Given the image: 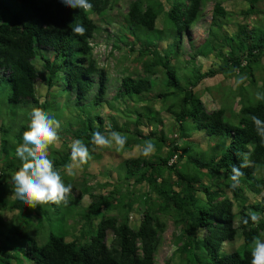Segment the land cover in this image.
<instances>
[{
  "label": "trees",
  "instance_id": "1",
  "mask_svg": "<svg viewBox=\"0 0 264 264\" xmlns=\"http://www.w3.org/2000/svg\"><path fill=\"white\" fill-rule=\"evenodd\" d=\"M205 1L129 2L114 48L123 45L132 53L139 43L141 72L136 77L128 74L120 78L116 94L106 101L116 110L115 119V115L103 117L99 112L110 79L106 70L98 66L91 42L100 30L94 17L112 10L117 0H90L93 9L89 13L67 8L60 0H0V105L9 106L12 115L19 117L11 133L5 126L0 128V188L10 184L13 192L11 176L21 167L15 149L22 143L31 110L42 108L59 119L55 113L62 108L59 99L63 94L68 95L66 102L75 111L59 129L63 142L82 139L91 151L92 132L107 129L127 136L126 147L115 150L120 154L134 145L143 146L146 140L155 145L150 158L139 153L120 165L126 180H132L131 184L126 181L124 190L117 191L118 186H112L114 189L104 196L88 193L90 201L81 216L87 226L95 227L85 231L86 237L80 243L51 234L45 244L38 246L20 230H11V234L27 240L23 255L28 264H155L165 217L172 221L175 231L176 248L172 255L179 258L178 264H251L252 241L264 234V143L251 121L253 115L264 120V101L255 97L258 91L264 93V88L254 86V71L264 59V31L260 26L249 28L245 20H251L260 1L249 0V9L240 12L243 22L232 34L224 29L231 14L215 2L207 38L192 61L179 71L178 63L173 62L179 60L182 36L199 21ZM76 24L87 29L84 36L71 33ZM161 43L166 44L162 50ZM208 54L220 61L202 72L194 60ZM36 60L42 64L40 70L34 64ZM159 75L161 78L156 80ZM217 75L247 77L237 91L226 94L227 99L239 97V110H227L230 118L224 108L208 110L195 92L200 81ZM40 82L48 89L43 100L37 96ZM122 98L131 101L132 106L118 107ZM157 101L173 117L174 126L168 130L175 135L172 139L155 129L162 123L154 111ZM142 120L155 128L142 132ZM130 125L134 126L133 131L128 128ZM193 131L215 143L202 151L188 140ZM177 139L182 140L181 144ZM167 147L165 155L163 149ZM57 153L52 160L59 170L64 169L70 161V151ZM242 154H247L248 166L241 169L244 175L240 186L230 189L231 169L242 163ZM85 166L82 171L87 169ZM80 173L86 179L85 172L79 171V177ZM139 185L146 187L133 199L131 189ZM84 191L89 192L86 188ZM115 202L120 205L119 217L109 215ZM136 206L138 209L134 210ZM5 207L18 211L20 216L31 214L29 207L15 198L8 205L4 202L0 228H6L17 217L13 215L6 222L2 211ZM102 210L104 215L98 221ZM133 211L140 215L134 226L128 218ZM253 214H258L256 222L251 219ZM108 232L110 243L106 242ZM4 251L5 246L0 244V264H25Z\"/></svg>",
  "mask_w": 264,
  "mask_h": 264
},
{
  "label": "rangeland",
  "instance_id": "2",
  "mask_svg": "<svg viewBox=\"0 0 264 264\" xmlns=\"http://www.w3.org/2000/svg\"><path fill=\"white\" fill-rule=\"evenodd\" d=\"M131 1L132 0H117L112 10L105 12L101 16L94 17L95 23L100 28L91 42L93 46L94 58L97 61L98 66L106 70L107 75L110 79L105 98L100 104L99 112L103 117L108 115L114 117L115 115L116 118H114L118 119V116L115 113L116 110L111 109L106 101H109L116 94L119 87L120 78L128 74L136 77V75L141 72V65L137 58L139 57L137 50L140 52L139 43L135 45L134 52L132 53L129 51V48L124 47L123 45H120V48H114V41L119 35L120 26L124 22V15L127 12L128 4ZM217 1L221 3L222 7L229 14H231V19H229L228 24L226 25V27H224L225 31H227L228 34L235 33L237 25L243 22L242 16H240V12L243 8H245L246 0H206L199 21L182 36V49L180 50V53L178 55L179 60L173 62L174 65L178 63L179 71L183 68V66L186 65V62L192 61V56L194 55L196 50L201 47V45L207 38V30L212 17L211 12L214 3ZM257 7L258 10H260V14L256 15L255 12V14L252 15L253 17L250 16L251 20H249V18L245 20V23L249 25V28L258 25L264 26V0L258 3ZM160 47V49L162 50L166 47V44L161 43ZM218 61H220V59L216 58L213 54H208L207 56L200 55L195 57L194 65L200 67L202 72H205L212 65L217 64ZM34 64L39 70L41 69L42 64L40 61L36 60ZM254 77L256 79V85H254L255 88H264V59L262 63L260 62L259 67L255 69ZM160 78L161 77L159 75L155 79L157 80ZM235 81L236 77L223 78L220 75H217L213 78H204L195 88V92L199 95L201 101L204 103L205 107L208 110H212L213 108L217 107L224 108L226 109L225 113L227 112L226 116L230 118V114L228 113L230 109L234 113L239 110V97L233 96L231 99L226 98V96L232 95L236 89L238 90V86H236ZM253 91L254 90L252 88V90L249 91V94L253 95ZM47 93V87L42 84V82L38 83L37 96L41 100H43V98L47 96ZM67 96V94H63L61 96V99L59 100L62 108L58 113H55L60 116L58 120L61 122V126L65 121L75 115V111H73L71 106L66 102ZM72 99L73 97H71L69 100L71 103ZM85 104H87V102H85ZM117 104L118 107L122 108L124 104L127 108L132 106V102L128 101L126 98H122L121 101H119ZM88 110L93 111L91 107H89ZM97 111L98 109H95V112ZM154 111L158 112L159 118L162 120L161 125L158 124L155 128L153 124L142 120V132L147 133L148 131H151L152 128H155L157 130H161L168 140L174 138L175 135H171L168 132V130L170 128L172 129V127L174 126L173 117L164 110L161 102L159 101L154 104ZM49 114L55 117L54 113ZM18 119L19 117H16L15 114L12 115L9 106L3 104L0 105V128L5 126L7 128L6 130L11 133V130L12 128H14V124H16ZM27 122L29 123L30 120H28ZM128 128L131 131L134 130L133 125H130ZM174 131L176 132V130ZM2 136L3 133H1L0 131V141ZM188 140L193 141L195 144H198L202 151H206L207 148H210L213 143H215L214 140L206 138L201 132L195 131L191 132ZM72 141L73 139L71 138H69L65 142L60 139V142L52 147L49 153V158H55L56 155H58L57 151H64L68 153L70 150L67 148V146H69ZM181 142V139H177L178 144H181ZM134 146L135 147H132L130 150L121 154L116 152L114 148L110 150L106 149L102 152L93 151V155L91 154L92 160L88 165L85 166L87 167V169L83 171L75 170L72 175H67L65 174L64 169H60L64 182L66 184L71 183L73 186V192L69 198L70 205L66 207L63 205L58 207L49 204L44 207L38 206L35 209L29 208L31 214L28 213L27 217L20 216L17 213L18 211L11 212L6 207L2 208L3 219H5L6 222H9L11 219H13L15 215L17 216L12 220L11 223L8 224V226L6 227L8 229L3 227L0 228V230L2 231V235H0V244L4 245L5 249L7 250L3 253L15 255L18 257L17 259L19 262L28 264V260L23 255L25 253V245L27 243V240L19 237L18 235L11 234L10 231L14 229H18L24 234L31 237L38 246L45 244L51 234L63 235L65 236L66 241L76 239L77 242L80 243V241L83 240V237H86L85 231L88 232L89 229L94 230L95 227V224L87 226L83 216H81L82 214H84L90 201L88 193L104 196L114 189L112 186H118L116 190L120 191L126 188V185L125 188H123V185L126 184V181L128 184H131L132 180H126L124 172L121 171L123 167L120 165L125 159L136 158L139 155L142 145ZM167 149L168 147L163 149L165 155ZM79 171H81L82 173L85 172V176H87L85 177L86 179H83V175L81 173L80 177L79 175H77ZM83 181H86V187L83 186ZM145 187L146 186L144 185L133 186V189H131L134 193L133 199L138 198L139 190L142 191ZM83 188H86V190L89 192H83ZM76 196H78V198L76 199V204H74ZM200 197L202 198L203 196ZM116 199H118V196L116 197ZM13 200L14 196L13 192H11L10 184L7 188H0V210L2 203L6 202V204L8 205ZM114 204L115 205H112L109 215L119 217V214H121L120 205L116 202ZM136 209H138L137 206L134 207V210ZM102 215H104V210H102L98 214V221L100 220V217H102ZM128 218L130 223L134 226L138 225L140 215L134 213L133 211L129 213ZM163 221L165 222V231L161 236L160 244L155 255V264H178L179 258L172 255L174 249L176 248L174 239L176 235L172 225V221L166 217L163 219ZM261 238L264 239V234H262ZM110 241L111 234L108 232L106 242L110 243ZM239 242L240 241H238L236 244H238Z\"/></svg>",
  "mask_w": 264,
  "mask_h": 264
},
{
  "label": "clouds",
  "instance_id": "3",
  "mask_svg": "<svg viewBox=\"0 0 264 264\" xmlns=\"http://www.w3.org/2000/svg\"><path fill=\"white\" fill-rule=\"evenodd\" d=\"M60 3L67 8L78 9L84 13H89L93 9L90 0H60ZM86 31L82 24H76L71 28V33L77 36H84ZM246 79V76L239 75L235 81L236 86L243 84ZM255 97L257 100L264 101V93L258 91ZM251 121L256 135L264 143V120L253 115ZM60 127L61 122L54 116L42 108H33L27 130L23 132L22 143H19L15 149L21 167L11 176L13 196L29 208L35 209L49 204L66 207L69 204L73 186L71 183L64 182L61 170L49 158L52 147L60 142ZM90 143L93 146L91 151L102 152L113 148L121 151L127 145V136L107 129L106 132L94 131L91 134ZM69 147L70 161L63 167L65 174L72 175L75 170H82L85 165H88L92 155L89 146L82 139H74ZM154 152L155 145L151 140H146L141 147L140 155L150 158ZM242 155V163L239 166L234 165L231 169L230 189L240 186V178L244 175L241 169L248 166L247 154ZM258 218V214L251 215L253 222H256ZM251 264H264V239L262 238H254L252 241Z\"/></svg>",
  "mask_w": 264,
  "mask_h": 264
},
{
  "label": "crops",
  "instance_id": "4",
  "mask_svg": "<svg viewBox=\"0 0 264 264\" xmlns=\"http://www.w3.org/2000/svg\"><path fill=\"white\" fill-rule=\"evenodd\" d=\"M260 2H262L263 0H259ZM259 2V3H260ZM249 9V0H246V6H245V8H243L241 11H246V10H248ZM256 15H259L260 14V10H258V7H256ZM261 27L262 29H263V31H264V26L263 25H258L257 27ZM252 28V27H251Z\"/></svg>",
  "mask_w": 264,
  "mask_h": 264
}]
</instances>
